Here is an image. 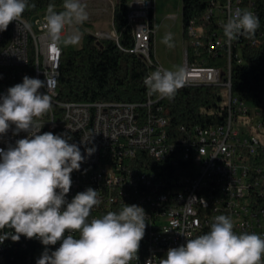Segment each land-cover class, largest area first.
Listing matches in <instances>:
<instances>
[{
  "label": "built area",
  "instance_id": "1",
  "mask_svg": "<svg viewBox=\"0 0 264 264\" xmlns=\"http://www.w3.org/2000/svg\"><path fill=\"white\" fill-rule=\"evenodd\" d=\"M205 3L185 29L183 87H220L227 92V103L221 108L224 121L219 125L172 130L165 98L149 92L139 103L60 102L57 86L63 44H50L44 13L35 14V21L34 16L13 21L7 36L0 32V73L17 76L13 82L0 84V96L22 83L25 75L44 81L39 91L48 92L52 108L39 118L43 125L39 134H65L85 156L80 170L71 173L66 199L70 202L89 187L97 190L101 203L91 210L89 219L118 212L125 204L145 210V235L130 264H160L169 248L186 244L187 237L206 234L214 217L221 214L231 217L235 232L264 237V98L262 93L233 95L231 82L233 69L243 64L245 45L260 46L264 37L257 30L252 38L228 41L223 34L230 11L237 7L258 16L256 0ZM150 13H154L151 1H129L127 19L134 46L127 52L146 62L148 75L163 68L150 57L155 36ZM94 37L118 44L115 32L110 37L100 31ZM211 60L216 66L208 65ZM247 95L254 99L247 101ZM250 101L256 106H249ZM14 128L0 136V148L27 137L23 131L14 135ZM85 148L95 151L88 156ZM59 246L58 242L48 249L51 252ZM44 250L38 239H7L0 244V264H36Z\"/></svg>",
  "mask_w": 264,
  "mask_h": 264
},
{
  "label": "clouds",
  "instance_id": "2",
  "mask_svg": "<svg viewBox=\"0 0 264 264\" xmlns=\"http://www.w3.org/2000/svg\"><path fill=\"white\" fill-rule=\"evenodd\" d=\"M30 6L35 5L29 0H0V32L19 21ZM62 8L57 12L55 5L47 7L43 18L46 36L54 47L76 46L82 39L78 26L89 18L86 5L80 0H63ZM259 27L258 16L237 7L230 11L223 34L228 41L252 38ZM161 42L173 48V34L166 32ZM184 75L183 68L158 67L145 77L144 84L150 95L172 99L184 86ZM44 86V81L25 75L22 83L0 96V136L13 125L14 135L28 133L14 146L0 148V244L7 239L18 242L21 236L38 239L45 250L36 264H130L145 235V210L125 204L118 212L89 219L91 210L101 203L97 190L89 187L70 202L66 199L71 173L80 170L85 156L65 134H39L43 127L39 118L52 108L48 92L39 91ZM94 151L85 148L88 156ZM58 242L60 246L50 252L48 246ZM160 264H264V237L237 233L231 217L217 215L210 231L169 248Z\"/></svg>",
  "mask_w": 264,
  "mask_h": 264
},
{
  "label": "trees",
  "instance_id": "3",
  "mask_svg": "<svg viewBox=\"0 0 264 264\" xmlns=\"http://www.w3.org/2000/svg\"><path fill=\"white\" fill-rule=\"evenodd\" d=\"M113 39L97 40L86 35L78 50H62L57 99L64 103H139L148 93L144 79L150 68L139 56L127 51L134 46L133 29L127 14L130 0H113ZM153 3V0H149ZM34 7L27 8L22 18L29 20L37 13H45L49 4L62 11L63 0H29ZM205 0H181V20L183 35L189 19L202 12ZM260 27L257 29L264 37V0H256ZM150 27L154 28V14L150 13ZM9 26L5 30L8 35ZM150 57L154 59V39L150 42ZM243 64L233 69L232 94L246 93L258 96L264 90V43L260 46L245 45ZM209 66H216L210 61ZM5 74V78L2 76ZM10 77V78H9ZM13 73L1 72L0 84L16 80ZM4 79V80H2ZM215 87H182L172 99H164L169 109V125L172 130L178 126L219 125L224 115L218 103L221 98ZM10 253H14L10 251Z\"/></svg>",
  "mask_w": 264,
  "mask_h": 264
},
{
  "label": "rangeland",
  "instance_id": "4",
  "mask_svg": "<svg viewBox=\"0 0 264 264\" xmlns=\"http://www.w3.org/2000/svg\"><path fill=\"white\" fill-rule=\"evenodd\" d=\"M80 2L86 5L89 18L84 24L78 26L82 33L81 42L76 46L63 45L65 51L80 49L86 35L94 37L97 33L103 31L108 33L110 37L114 36L111 22L113 18V5L96 0H80ZM153 11L155 20L154 57L156 61L162 65L164 69L175 71L179 68H183V40L185 36L183 35L181 20V0H153ZM37 19L38 16L32 18L33 21ZM67 31L68 29L66 28L65 34H67ZM166 32H171L173 34V48H168L161 42ZM217 89V93L221 98L218 106L219 108H223L227 103L228 95L223 88L219 87ZM261 97L264 98V90ZM252 99H254L253 95H247V101ZM248 105L251 107L256 106L253 101H250Z\"/></svg>",
  "mask_w": 264,
  "mask_h": 264
},
{
  "label": "crops",
  "instance_id": "5",
  "mask_svg": "<svg viewBox=\"0 0 264 264\" xmlns=\"http://www.w3.org/2000/svg\"><path fill=\"white\" fill-rule=\"evenodd\" d=\"M96 1H100V2H103V1H104V2H106V3H110V4H112V5L114 4V1H113V0H112V1H111V0H96ZM103 12H104V10H103ZM112 13H113V12H112ZM111 22H112V20H111ZM154 22H155V20H154ZM154 26H155V25H154ZM112 27H113V25H112Z\"/></svg>",
  "mask_w": 264,
  "mask_h": 264
},
{
  "label": "bare ground",
  "instance_id": "6",
  "mask_svg": "<svg viewBox=\"0 0 264 264\" xmlns=\"http://www.w3.org/2000/svg\"><path fill=\"white\" fill-rule=\"evenodd\" d=\"M184 36H185V34H184Z\"/></svg>",
  "mask_w": 264,
  "mask_h": 264
}]
</instances>
